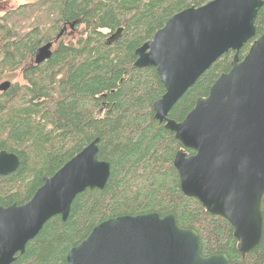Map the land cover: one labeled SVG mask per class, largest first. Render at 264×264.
I'll list each match as a JSON object with an SVG mask.
<instances>
[{
	"label": "trees",
	"instance_id": "16d2710c",
	"mask_svg": "<svg viewBox=\"0 0 264 264\" xmlns=\"http://www.w3.org/2000/svg\"><path fill=\"white\" fill-rule=\"evenodd\" d=\"M213 0H36L20 6L0 0V79L32 62L64 26L83 27L76 43H61L49 61L24 69L23 84L0 93V152L20 159L0 177V207L27 204L65 164L99 139V159L111 175L103 190L74 201L66 222L51 219L13 264H68L70 250L99 224L123 216L173 214L182 229L195 230L204 257L225 254L231 264H264L260 245L242 260L232 225L186 197L174 167L183 145L155 119L165 94L155 68L135 67L137 49L174 15ZM264 2V0H263ZM264 30V6L256 19ZM121 30L112 44L108 38ZM254 39V40H255ZM254 40L240 51L244 59ZM235 53L222 56L180 99L169 118L182 122L198 99L230 72ZM188 155L193 150L186 149ZM264 220V196L262 200Z\"/></svg>",
	"mask_w": 264,
	"mask_h": 264
},
{
	"label": "water",
	"instance_id": "95a60500",
	"mask_svg": "<svg viewBox=\"0 0 264 264\" xmlns=\"http://www.w3.org/2000/svg\"><path fill=\"white\" fill-rule=\"evenodd\" d=\"M263 6V0H213L191 7L170 18L135 52V67L155 68L164 85L165 94L153 108L155 119L183 145L174 159L183 194L197 199L209 215L232 225L242 260L260 245L264 227V30L255 39ZM67 30L64 26L55 42ZM120 32L112 35L110 44ZM252 40L241 59V49ZM55 42L36 51L35 66L51 59ZM229 52L235 53L232 68L216 80L209 96L198 99L182 122L170 119L186 92ZM11 86L4 82L0 91L7 92ZM98 144L96 139L53 177L45 178L27 204L0 207V264H13L51 219L60 216L66 222L78 195L105 188L111 166L100 161ZM186 149L195 154L188 155ZM19 167L17 155L0 152V177L12 175ZM67 262L231 264L225 254L204 257L195 230L180 228L173 214L158 213L99 224L70 250Z\"/></svg>",
	"mask_w": 264,
	"mask_h": 264
},
{
	"label": "rangeland",
	"instance_id": "374dc122",
	"mask_svg": "<svg viewBox=\"0 0 264 264\" xmlns=\"http://www.w3.org/2000/svg\"><path fill=\"white\" fill-rule=\"evenodd\" d=\"M14 1V0H13ZM36 0H15V5L16 6H20V5H23V4H27V3H31V2H34ZM6 11H0V17L1 15H3ZM68 27V30L65 32V34L57 41H52V42H55L54 46H53V51L56 52V50L58 49L59 45L61 43H76L80 40V38L84 37L83 35V27H76L71 30L69 26ZM63 30V29H62ZM61 30V32H62ZM60 32V33H61ZM59 36V35H58ZM112 36H110L108 38V41H110V38ZM57 39V38H56ZM32 63L33 65L34 64V58L32 59V62H28V63H25L17 72H14V73H11V74H7L5 75L2 79H0V85L4 82H10L11 85L12 84H23V73H24V69H26L30 64ZM0 93H3L2 91H0ZM5 93V92H4Z\"/></svg>",
	"mask_w": 264,
	"mask_h": 264
},
{
	"label": "bare ground",
	"instance_id": "6f19581e",
	"mask_svg": "<svg viewBox=\"0 0 264 264\" xmlns=\"http://www.w3.org/2000/svg\"><path fill=\"white\" fill-rule=\"evenodd\" d=\"M192 87H193V86H192ZM20 163H21V162H20ZM78 196H79V195H78ZM78 196H77V197H78ZM77 197H76V198H77ZM73 203H74V202H73Z\"/></svg>",
	"mask_w": 264,
	"mask_h": 264
}]
</instances>
